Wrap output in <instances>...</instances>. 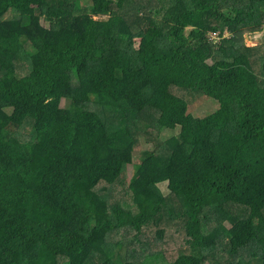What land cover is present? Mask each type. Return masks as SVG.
<instances>
[{"label": "trees", "instance_id": "obj_1", "mask_svg": "<svg viewBox=\"0 0 264 264\" xmlns=\"http://www.w3.org/2000/svg\"><path fill=\"white\" fill-rule=\"evenodd\" d=\"M255 33L264 0H0V264H264Z\"/></svg>", "mask_w": 264, "mask_h": 264}, {"label": "rangeland", "instance_id": "obj_2", "mask_svg": "<svg viewBox=\"0 0 264 264\" xmlns=\"http://www.w3.org/2000/svg\"><path fill=\"white\" fill-rule=\"evenodd\" d=\"M112 1H117V0H112ZM82 6H86L88 5V3L85 2H81ZM95 19H105L106 17H97L94 16ZM86 30H88V28H84ZM191 30V28H188L186 30V34H188V32ZM246 38V45L249 47L255 46L260 44L261 42L264 41V36H262V33H255L251 36L249 35H245L244 36ZM139 40H137L138 42ZM90 42H91V33L87 32H81L80 33V41L79 44H77V47L74 49L75 53L77 54L78 57H80L82 55V53L86 52L89 47H90ZM199 94V93H198ZM201 95V94H199ZM196 97V98H193ZM193 98V99H192ZM185 100L188 103V108H189V112L197 117V118H203L206 117L210 114L215 113L218 108H219V104L218 102L214 101L211 98H207L206 96H198L197 94H193L188 96V98L186 97ZM65 102H62V105H64ZM0 106H3V102L0 98ZM149 148L147 144H145V141L141 139L139 145L137 146L135 153H134V158H133V163L128 166V168L126 169L125 173H124V177L126 179V181H128L129 179H131L133 177L134 172L137 170V164L139 163V160L142 156V153L145 149ZM122 187L119 186L117 187V190L121 189ZM161 189L166 193V187L165 186H161ZM128 203H130V200H127ZM177 224H173L170 223L165 225L166 229L168 230L167 232L171 235V237H167L166 241L164 242H160L158 240H156V242L154 243L155 246V250L156 249H162L165 250L167 253V256H169L172 260L175 259V255L178 254L180 251L185 250L187 247H183L180 248L183 243H184V232L181 231V227L180 226V222H176ZM180 229L178 232L176 231L177 229ZM177 232V233H175ZM167 233V235H168ZM151 243H153V241L155 240L153 238V235H150V239ZM222 256V254H221Z\"/></svg>", "mask_w": 264, "mask_h": 264}, {"label": "built area", "instance_id": "obj_3", "mask_svg": "<svg viewBox=\"0 0 264 264\" xmlns=\"http://www.w3.org/2000/svg\"><path fill=\"white\" fill-rule=\"evenodd\" d=\"M218 35V34H217ZM216 35L214 34V37H215Z\"/></svg>", "mask_w": 264, "mask_h": 264}]
</instances>
